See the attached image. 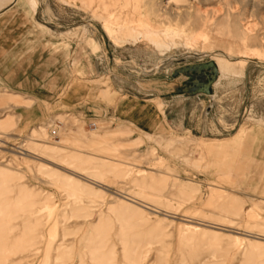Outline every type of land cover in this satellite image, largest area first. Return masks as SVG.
<instances>
[{"label":"rangeland","instance_id":"1","mask_svg":"<svg viewBox=\"0 0 264 264\" xmlns=\"http://www.w3.org/2000/svg\"><path fill=\"white\" fill-rule=\"evenodd\" d=\"M18 1L71 76L0 87V264H264V0Z\"/></svg>","mask_w":264,"mask_h":264},{"label":"crops","instance_id":"2","mask_svg":"<svg viewBox=\"0 0 264 264\" xmlns=\"http://www.w3.org/2000/svg\"><path fill=\"white\" fill-rule=\"evenodd\" d=\"M39 7L38 3L35 11L29 13L18 0H0V87L47 100L62 94L71 75L67 66L68 52L59 46L57 34L49 29L48 35L41 28L43 12ZM114 88L118 93L123 91L121 87ZM141 93L151 96L153 91L149 89ZM68 94L66 92L65 96ZM157 96H160L159 92ZM182 98L174 96L168 102L180 103ZM121 106L120 102L114 110L115 114L120 113L119 118L137 121L134 117H123ZM166 115L163 111L164 120ZM180 126L184 128L183 121ZM186 128L191 127L186 125Z\"/></svg>","mask_w":264,"mask_h":264},{"label":"bare ground","instance_id":"3","mask_svg":"<svg viewBox=\"0 0 264 264\" xmlns=\"http://www.w3.org/2000/svg\"><path fill=\"white\" fill-rule=\"evenodd\" d=\"M35 1V0H34ZM32 6V5H30ZM181 74L185 77H187L188 81L191 79V82H193L195 85H203L205 83L204 79L208 77H213V75H216V69H215V65L213 62V65L211 68L208 69H204L203 71H199V70H186V68L182 69ZM208 72V74L206 73ZM187 74V76H186ZM202 82V83H200ZM98 129L97 125L95 124V129L93 131H96Z\"/></svg>","mask_w":264,"mask_h":264},{"label":"water","instance_id":"4","mask_svg":"<svg viewBox=\"0 0 264 264\" xmlns=\"http://www.w3.org/2000/svg\"><path fill=\"white\" fill-rule=\"evenodd\" d=\"M212 62H209V63H206V64H202V65H198V66H192V67H189V68H186V70H199V71H203L204 69H208V68H211L212 67ZM208 74V72H206ZM207 78L204 79L207 87H206V90H205V94L206 93H209V86L210 84L214 81L215 79V75H213V77H208L206 76ZM188 83V82H187ZM186 82L179 86V84L177 83L176 85H173L176 89L177 87H179V90H181V92H178V96H193L195 94H197L198 92H193V91H190L189 89H187L185 87V84H187ZM191 83V82H190ZM174 87L171 88L172 91H178V90H174ZM204 92V91H203Z\"/></svg>","mask_w":264,"mask_h":264},{"label":"built area","instance_id":"5","mask_svg":"<svg viewBox=\"0 0 264 264\" xmlns=\"http://www.w3.org/2000/svg\"><path fill=\"white\" fill-rule=\"evenodd\" d=\"M209 101L212 102L213 100L210 99ZM209 105H211V104H209ZM206 110H207V114H208L209 113V110H210V107H208ZM207 114H206V116H207ZM92 121H93L92 119L89 120V122H88L87 125L89 126V128H91L92 130H94L95 129V123H93Z\"/></svg>","mask_w":264,"mask_h":264}]
</instances>
